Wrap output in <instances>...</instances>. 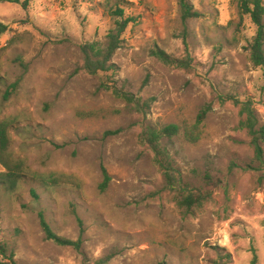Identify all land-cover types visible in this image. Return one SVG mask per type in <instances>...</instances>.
Listing matches in <instances>:
<instances>
[{"label": "rangeland", "instance_id": "obj_1", "mask_svg": "<svg viewBox=\"0 0 264 264\" xmlns=\"http://www.w3.org/2000/svg\"><path fill=\"white\" fill-rule=\"evenodd\" d=\"M15 1L0 0V22L9 26L0 37V124L11 123L9 151L23 162L16 190L0 187L7 255L14 252L17 264H93L108 256V264H215L218 247L230 264H251L253 249L264 264V166L238 129L239 108L219 101L252 99L264 124L263 72L245 50L257 28L240 16L238 0H190L202 17L186 23L177 0H30L26 8L25 0ZM119 1L125 18L137 22L113 57L116 73L90 75L82 48L106 47L121 21L113 13ZM185 44L194 59L189 70L152 55L158 47L182 58ZM102 83L152 100L150 110L133 111ZM208 105L203 139L187 143L184 126ZM172 124L181 131L162 145L185 182L210 193L191 213L177 207L141 141L146 127ZM103 168L110 177L105 191ZM41 212L71 240L81 221L82 251L47 241Z\"/></svg>", "mask_w": 264, "mask_h": 264}, {"label": "trees", "instance_id": "obj_2", "mask_svg": "<svg viewBox=\"0 0 264 264\" xmlns=\"http://www.w3.org/2000/svg\"><path fill=\"white\" fill-rule=\"evenodd\" d=\"M11 2V0H4ZM28 1L23 2V7L26 8ZM121 2L123 0H120ZM117 2L115 16L120 17L121 21H117L116 28L110 31L107 35V45L105 48L100 47L98 44H88L82 48L85 57L84 70L90 75H98L100 73H116V67L112 60L116 52L120 49L122 44V36L127 30L128 26L137 21L133 17L125 18V9L121 6V2ZM179 6L180 18L183 23L191 19H198L202 14L194 8L190 0H177ZM15 2L19 3V0ZM238 7L240 16H250L252 23L256 26V34L248 43L245 50L247 51L248 62L254 68H260L264 77V0H238ZM9 31V26L0 22V37ZM186 45V54L182 58H175L169 55L166 51L156 48L152 51V55L158 59L162 64L170 68L189 70L194 64V59L188 52V45ZM148 83V77L145 79L143 85ZM18 82L11 85L12 89H16ZM101 87L110 91L112 95L123 101L133 111L145 115L150 110L152 100H143L131 92H125L117 88L115 85L102 83ZM221 105L232 102L239 108L240 122L238 129L245 130L250 137V146L254 152L255 161L264 166V124L258 118L257 111L252 99L242 101L234 97H219ZM212 106L204 107L197 115L194 124L184 126V138L187 143L196 145L203 139V126L207 119ZM12 125L8 120L2 121L0 124V165L3 171L0 172V187H5L8 191L14 192L18 187L20 180L23 178V162L17 161L9 151L11 144L10 129ZM121 129L115 131H107L104 136H115L121 133ZM181 127L179 125H168L164 128L158 129L153 127H146L142 131L141 141L142 144L147 145L155 155V163L161 171L165 180V189L174 192L175 202L179 209L186 213H191L194 209L202 208L210 197V193H202L191 188L185 182L184 177L180 170L175 167L174 160L170 156L166 147L162 145L163 140H171L179 135ZM104 182L101 185V190L105 191L110 182V177L105 168H103ZM206 180H211L210 174H206ZM40 224L45 234L47 241H50L61 247H69L77 252L82 251L84 244L85 230L83 224L79 221L80 231L76 240L67 239L57 235L44 216V213L39 214ZM216 260L215 264H230L231 255L226 250L215 248ZM5 245L0 244V255L5 256L9 262H2L0 264H17L14 252H10ZM111 257H105L95 261L93 264H108ZM159 264H167L166 261H161ZM251 264H258V256L253 249V258Z\"/></svg>", "mask_w": 264, "mask_h": 264}, {"label": "crops", "instance_id": "obj_3", "mask_svg": "<svg viewBox=\"0 0 264 264\" xmlns=\"http://www.w3.org/2000/svg\"><path fill=\"white\" fill-rule=\"evenodd\" d=\"M1 170L3 171V168H2V166L0 165V172H1Z\"/></svg>", "mask_w": 264, "mask_h": 264}]
</instances>
